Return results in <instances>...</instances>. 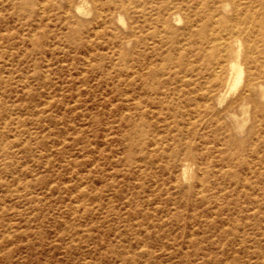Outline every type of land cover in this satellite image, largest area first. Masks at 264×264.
<instances>
[{
  "label": "rangeland",
  "instance_id": "374dc122",
  "mask_svg": "<svg viewBox=\"0 0 264 264\" xmlns=\"http://www.w3.org/2000/svg\"><path fill=\"white\" fill-rule=\"evenodd\" d=\"M0 264H264V0H0Z\"/></svg>",
  "mask_w": 264,
  "mask_h": 264
},
{
  "label": "bare ground",
  "instance_id": "6f19581e",
  "mask_svg": "<svg viewBox=\"0 0 264 264\" xmlns=\"http://www.w3.org/2000/svg\"><path fill=\"white\" fill-rule=\"evenodd\" d=\"M241 77V70H239V74H238V78H240Z\"/></svg>",
  "mask_w": 264,
  "mask_h": 264
}]
</instances>
